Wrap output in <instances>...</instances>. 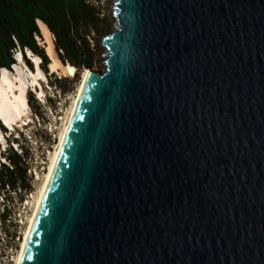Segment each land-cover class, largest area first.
I'll list each match as a JSON object with an SVG mask.
<instances>
[{
  "label": "water",
  "instance_id": "obj_1",
  "mask_svg": "<svg viewBox=\"0 0 264 264\" xmlns=\"http://www.w3.org/2000/svg\"><path fill=\"white\" fill-rule=\"evenodd\" d=\"M115 17L23 264H264V0Z\"/></svg>",
  "mask_w": 264,
  "mask_h": 264
},
{
  "label": "rangeland",
  "instance_id": "obj_2",
  "mask_svg": "<svg viewBox=\"0 0 264 264\" xmlns=\"http://www.w3.org/2000/svg\"><path fill=\"white\" fill-rule=\"evenodd\" d=\"M116 2L117 0H102V4L98 6L101 18L106 25H109L113 29V31L117 24L115 17ZM90 38L93 46L95 43H99L102 49L101 55L96 57L94 67L89 70L103 72L105 69L104 62L106 60L104 55L105 48L102 44L103 38L98 37L95 33H92ZM41 39L39 38V44L46 51L45 44ZM51 39L56 56L60 60L55 48L54 36L52 33ZM46 54L48 55L47 51ZM27 59L29 58L27 57ZM29 63H31L32 66H30ZM19 64L21 69L26 73L36 71V66L32 58L29 59V62L23 58L22 63ZM40 67L42 68L41 59ZM48 69L49 73L46 74L48 79L45 82L41 81L43 82V87L38 88L39 91H44L42 102L37 100L36 95L32 92L31 94L34 95L36 100L34 99L33 103L29 102L28 94L27 101L34 124H27L28 126L26 129L24 126L14 129L5 127L6 133H3L6 136V141H0L1 163L5 162L1 153L4 154L8 146L11 145L13 149L17 150L19 153H21V148L23 149L29 166L27 173V188L16 191L9 190L5 192L6 197H0V264H17L29 220L34 213L36 199L49 173L72 105L84 81V71L77 74L75 77L71 76L69 78L62 74H52L49 66ZM13 72L14 74L17 73L16 68H14ZM42 72L44 73L43 70ZM60 79L62 82L61 85L57 84V81ZM32 89L35 91L34 88ZM36 116L38 119H36ZM12 139H17V142L10 143L9 140Z\"/></svg>",
  "mask_w": 264,
  "mask_h": 264
},
{
  "label": "trees",
  "instance_id": "obj_3",
  "mask_svg": "<svg viewBox=\"0 0 264 264\" xmlns=\"http://www.w3.org/2000/svg\"><path fill=\"white\" fill-rule=\"evenodd\" d=\"M39 22L44 23L54 36L60 60L74 66L77 74L92 69L96 57L101 55V45L91 44L92 33L104 39L113 32L92 0H0V77L2 69L12 70L17 52L29 62L26 50L40 57L42 70L49 73L50 59L39 44V38H42ZM57 84H62L61 79ZM34 99L29 93V102L33 103ZM0 129L6 133L1 120ZM9 141L14 143L17 139ZM1 155L5 159L4 163L0 162V197L3 198L9 190L27 188L29 166L22 148L19 153L9 145Z\"/></svg>",
  "mask_w": 264,
  "mask_h": 264
},
{
  "label": "bare ground",
  "instance_id": "obj_4",
  "mask_svg": "<svg viewBox=\"0 0 264 264\" xmlns=\"http://www.w3.org/2000/svg\"><path fill=\"white\" fill-rule=\"evenodd\" d=\"M39 25L42 34L41 40L45 44L46 51L51 59V63L49 64L50 72L52 74L54 73L62 74L69 78L71 76H74L76 69L71 64H64L56 56V52L54 50L53 42L51 39V32L48 29V27L42 22H39ZM17 59L19 60V63H22L23 58L21 54L17 56ZM40 59L41 58L38 56L35 55L32 56V60L36 66V71H31L30 73L24 72V70L21 69L19 63L15 65L17 71L16 74H14L13 71H9L8 69L6 70L2 69L1 77H0V120L4 127H8L9 129H14V128L23 127L25 124H31V125L34 124V120L31 116V110L27 101L28 93L30 91V88H34L36 93L41 98H43L44 91L43 90L39 91L38 88L43 87L42 83L48 79V76L44 74L41 70L42 68L40 67ZM84 72H85L83 77L84 81L80 86L78 96L74 100V103L72 105L71 112L68 116L66 126L63 130L60 139V143L53 157L49 173L47 174L44 185L39 193V196L36 199L34 213L29 220L28 228L25 234L22 249L20 251L17 260V264H23L24 262L27 247L36 223L38 213L50 189L54 171L56 169L58 159L60 156V152L70 131L75 113L79 108L80 101L84 92L85 84L89 76L88 69ZM0 141L3 142L6 141V136L4 135L1 129H0Z\"/></svg>",
  "mask_w": 264,
  "mask_h": 264
},
{
  "label": "built area",
  "instance_id": "obj_5",
  "mask_svg": "<svg viewBox=\"0 0 264 264\" xmlns=\"http://www.w3.org/2000/svg\"><path fill=\"white\" fill-rule=\"evenodd\" d=\"M92 4H94L96 7H98L100 4H102V0H92ZM19 54L22 55L21 52H17L16 55H15V61H16V63L12 65V70H14L15 65L17 63H19V60L17 59V55H19ZM32 56H33V53L31 51H29V50H26V57H28L29 59H31ZM22 58H24L23 55H22ZM31 92L36 95L37 100H39L40 102H42V98L38 94H36L35 91L32 88H30L29 93H31ZM36 119H38L37 116H36Z\"/></svg>",
  "mask_w": 264,
  "mask_h": 264
},
{
  "label": "clouds",
  "instance_id": "obj_6",
  "mask_svg": "<svg viewBox=\"0 0 264 264\" xmlns=\"http://www.w3.org/2000/svg\"><path fill=\"white\" fill-rule=\"evenodd\" d=\"M41 63H42V60H41ZM6 69V68H5ZM9 71H13V70H9Z\"/></svg>",
  "mask_w": 264,
  "mask_h": 264
}]
</instances>
